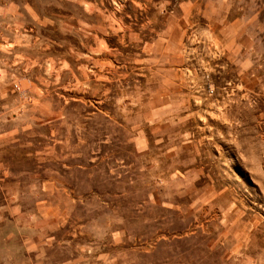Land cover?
Listing matches in <instances>:
<instances>
[{
	"label": "rangeland",
	"instance_id": "rangeland-1",
	"mask_svg": "<svg viewBox=\"0 0 264 264\" xmlns=\"http://www.w3.org/2000/svg\"><path fill=\"white\" fill-rule=\"evenodd\" d=\"M0 264H264V0H0Z\"/></svg>",
	"mask_w": 264,
	"mask_h": 264
}]
</instances>
